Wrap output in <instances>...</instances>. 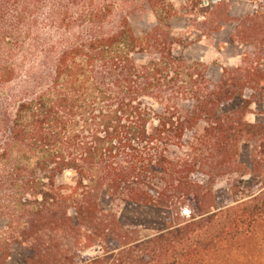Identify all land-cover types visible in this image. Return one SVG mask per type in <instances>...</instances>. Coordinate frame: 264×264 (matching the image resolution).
<instances>
[{
	"label": "trees",
	"instance_id": "obj_1",
	"mask_svg": "<svg viewBox=\"0 0 264 264\" xmlns=\"http://www.w3.org/2000/svg\"><path fill=\"white\" fill-rule=\"evenodd\" d=\"M146 8L157 25L138 36L130 11ZM176 15L168 0H0V264L15 245L26 264H257L264 149L252 169L240 156L264 137L245 119L262 74L247 60L212 81ZM252 21L264 38V13ZM108 201L171 216L139 238Z\"/></svg>",
	"mask_w": 264,
	"mask_h": 264
},
{
	"label": "rangeland",
	"instance_id": "obj_2",
	"mask_svg": "<svg viewBox=\"0 0 264 264\" xmlns=\"http://www.w3.org/2000/svg\"><path fill=\"white\" fill-rule=\"evenodd\" d=\"M168 1L177 12L172 19L174 33L190 42L189 47L184 50L185 57L190 61L205 64L212 81L220 80L222 67L238 68L248 60L249 66L254 70L258 68L257 70L262 74L260 82L264 83V38L258 30V22L252 21L249 26L244 22L247 16L264 13V0ZM199 2H202L201 5L194 7ZM203 7H209L210 11L201 12ZM130 8L132 5L129 6V10ZM130 12H134L130 16L138 36L157 25L155 14L148 8ZM257 78L258 76H255L254 80ZM252 94L251 90H247L245 96L249 99ZM256 96L258 97L251 105L245 119L248 122L264 124V92ZM263 149L264 137L246 139L241 146V163L252 169L254 159L261 156ZM260 175L264 177V165ZM214 194L220 208L232 203L231 191L224 180L214 186ZM107 205L117 214L122 226L139 238L163 231L171 216L170 212L163 208L130 202L108 201ZM93 254V251L88 252L84 254V258L88 259ZM30 256L29 248L15 245L7 264H26ZM256 258L257 264L264 263V251L258 250Z\"/></svg>",
	"mask_w": 264,
	"mask_h": 264
},
{
	"label": "crops",
	"instance_id": "obj_3",
	"mask_svg": "<svg viewBox=\"0 0 264 264\" xmlns=\"http://www.w3.org/2000/svg\"><path fill=\"white\" fill-rule=\"evenodd\" d=\"M225 62V61H224ZM224 66H226V64L224 63Z\"/></svg>",
	"mask_w": 264,
	"mask_h": 264
}]
</instances>
